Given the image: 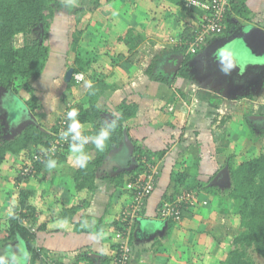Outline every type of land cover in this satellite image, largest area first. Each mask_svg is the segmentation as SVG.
Returning a JSON list of instances; mask_svg holds the SVG:
<instances>
[{
  "label": "crops",
  "instance_id": "0c3cea01",
  "mask_svg": "<svg viewBox=\"0 0 264 264\" xmlns=\"http://www.w3.org/2000/svg\"><path fill=\"white\" fill-rule=\"evenodd\" d=\"M143 4L147 6L148 13H150L148 6L150 4L151 7L154 5L158 8L157 10H165H159V16L156 18L151 17V13L149 17L146 12L143 13L148 19L142 23L144 27L142 33L145 38L138 48L153 64L152 75H157L161 81L149 78L145 74V69L141 70L125 61L118 62L116 59L118 54L127 56V48L123 45L116 47L107 45L101 48L98 51L100 55L95 57L88 70V76H93L94 71V77L97 73V76L109 86L97 101V106L103 113L101 119L105 123L110 122L112 117L119 116V106L122 102L137 105L136 115L124 123L125 133L128 134L132 146L134 142L145 152H150L151 158L159 159L160 172L155 188L146 200L144 213L134 223L130 242L131 257L128 264H194L187 260V251L193 249L202 252L198 249V243H194L195 235L202 229L212 226V219L223 216L224 209L231 208L229 200H223L226 199L223 196L226 186L222 180L224 177L227 179V173L225 172L226 176H224L216 163L213 165L204 161V155L200 154L206 149L205 153L212 157L210 150H213L211 146L218 142L219 129L223 128L225 131L229 127L234 128L235 124L232 123L234 120L239 122L242 120L245 129L248 125L253 133L252 127L256 126L259 118L264 117V98L261 101L258 97L259 92L264 90V68L260 66L243 68L251 63L261 65L264 59H248L250 63H247L246 54L239 50L240 44L237 42L249 29L264 33V0H246L250 13L248 19L233 17L229 29L224 26L222 32L209 39L198 54L186 60V63L184 59L188 52H181L177 47L176 38L180 33L181 25L190 21L193 24L198 23L201 14L185 6L174 7L167 0H145ZM111 14L113 13H109L107 20H110ZM132 19L137 20L129 15L118 18L112 24L108 22L111 26L106 35L107 44L111 42L110 45H113L112 43L127 29L135 28L137 23L132 22ZM136 22H139V19ZM100 26L98 21L92 20L88 22L86 28L92 30V33L99 30L103 32L97 29ZM52 38L53 40L50 37L48 40L51 53V55L49 53L51 56L50 61L48 60L49 65L47 63L48 66L46 65L42 76L34 82L35 95L42 104V113L43 107L46 108L44 104L48 106L49 112L58 106L57 88H60L59 84L55 85V83L60 81L67 83L64 75L67 69L73 68L68 66L73 64L74 54L66 50V36L56 34ZM83 39L81 47L87 52L92 53L98 49L99 37H96L95 43V38L86 31ZM50 41H54L53 44L50 45ZM60 55L62 59L58 62L60 58L57 59L55 56ZM228 58L235 59L239 69H234L231 63L226 66L220 65L227 63L223 60ZM171 61L174 63L171 67L173 70H166L167 66L171 65ZM183 65H186L188 70V79L176 77ZM163 71L169 73L168 76H162ZM84 79L82 83L78 82L77 92L72 89V93H69V103L74 104L82 99L89 88L86 86L87 82L93 83L91 78ZM222 79L225 81L224 85L220 84L219 80ZM160 103L166 108H162L161 105L158 107ZM252 118L254 123L251 121ZM46 119L50 121L51 115H47ZM152 119H164L165 122L163 125L158 124V127L156 121V124L148 127V122ZM82 125L84 127L82 131L91 129V123L88 121ZM243 126H239L238 130L244 129ZM6 128L7 135L13 132L12 126ZM237 133L246 136L245 131H237ZM192 143L195 144V149L190 147ZM70 148L64 153L63 162L56 163V166L51 168L53 172L51 171L50 180L42 182L32 180L26 183L30 190H34L32 185L36 188L34 195L39 200L36 208L43 212L47 220V230L37 233L40 247L51 255L53 260L62 264H89V262L112 264L116 254L114 222L121 211L132 203L129 177L124 176L118 180L117 178L119 174L135 166L133 150L131 151L124 143L114 149L97 173L96 191L85 194L75 191L72 165L75 159ZM94 148L93 141L87 149H84V154ZM162 150H166V154L160 159L156 153ZM185 155L192 157L190 164L182 162ZM173 172L186 175L183 185H175L176 182L171 178ZM222 174L223 178L220 179ZM114 179L117 181L115 182ZM204 184L215 186L219 191L218 198L214 194L205 192L202 188ZM190 187L194 188L188 191H197L200 203L197 207L188 210L186 216L169 230L167 222L157 217V207L164 200V195H174L177 191ZM80 201L86 203L80 213L87 218L90 225L94 227L97 224L96 220L102 219L105 223L104 228H98L94 233L80 234L75 230L74 224L59 219L63 208ZM202 201H206V205H202ZM78 219L79 217L73 222L77 223ZM220 226L227 232L231 229L228 224L221 223ZM238 231L239 229L237 233ZM200 260L204 264H218L220 259H215L209 253Z\"/></svg>",
  "mask_w": 264,
  "mask_h": 264
},
{
  "label": "trees",
  "instance_id": "16d2710c",
  "mask_svg": "<svg viewBox=\"0 0 264 264\" xmlns=\"http://www.w3.org/2000/svg\"><path fill=\"white\" fill-rule=\"evenodd\" d=\"M57 1L58 0H0V106L4 103V99L14 102L13 96H16L25 104L28 111L36 119L35 123H29L19 133L14 135V137L10 138L7 135L8 132H6L7 126L11 128V123H9L10 120L6 122L3 118L0 119V192L2 187L11 181L16 183L25 181L24 183H28L32 180L36 182L50 180L52 172L50 171L51 168L47 166L48 162L50 160H54L56 163L63 162V155L66 150L70 148L72 144L80 143V141H74L72 144L61 148V150L53 156L42 154L49 150L51 142L56 139L60 124L64 123L66 130H68L71 124V121L66 118V115H63L51 129H46L38 120L42 117V104L35 95L36 89L34 82L42 76L48 63L50 53L48 40L50 37L51 25L48 20V15H46L45 12L49 11V15H52V5L56 4ZM113 1L114 0H93L90 11L96 13L99 9L109 6ZM167 1L177 8L180 6L183 7L185 4V0ZM196 1L205 3L208 0ZM190 9L193 10V12L197 11L200 13L201 18L205 16L204 11L197 7L192 6ZM249 15L250 13L246 6V0H229L223 16L222 28L216 34L222 32L224 26L229 29L232 25L231 20L233 17L248 19ZM198 27L199 22L194 26L186 25L183 31L178 34L176 40H180L183 43L177 46L181 52H187L188 44L194 39ZM109 28L110 26L107 25L103 30L106 35ZM80 34L81 31L76 30L72 35L73 41L71 43V51L76 53H74L73 70L75 74L79 73L84 75V78H91L93 83H91L92 87L88 88L84 97L72 104L68 110L72 108L79 110L77 119H79L81 125L87 121L91 123L90 130L81 131L82 137H94L99 135L101 131H109L110 133V138L106 141L103 151H98L96 147L87 151L86 155L89 156V160L86 167H79L75 160L72 163L75 168L73 178L75 191L88 194L95 192L97 189L95 180L105 159L114 149L123 144L124 123L136 115L137 105L128 104L124 101L119 106V116L112 117V120L108 123H105L101 119L103 113L98 108L97 101L109 86L97 76V73L96 77H94V71L93 74L91 73L93 76H88V70L93 61L91 58H88V53L83 52L80 54L77 51ZM17 37H22L23 43L16 46L15 40ZM144 38L143 33H138L135 28H129L112 43L113 45L106 44L111 47H116L117 45L125 46L127 48V56H125V54H118L116 56L118 62L125 61L131 65H135L141 70L145 69V74L149 78L155 81H161V78L157 77V75H152L153 64L147 56L138 49L143 43ZM199 50L195 54L187 53L184 59L185 63L186 60L196 56ZM176 77L189 78L186 65L181 67ZM71 79L73 80V78ZM84 80L85 79H83V81ZM7 111L8 114H10L11 109H7ZM17 115L19 114L17 113ZM113 124L116 125L115 129L112 128ZM91 142H93V139L89 138L84 144V149H87ZM22 154L29 155V161L21 165V171L12 172L11 170L3 169L2 166L8 156L19 157ZM165 154L166 150L156 153L157 157L160 159H162ZM35 157L38 160H35ZM133 157L135 159V166H133L131 170L119 174L117 180L122 179L124 176H128V181L132 183L136 181L140 175L147 174L149 171L148 166L154 163L151 160L152 154L150 152H145L134 142ZM29 164L32 165L31 173L26 176L22 175L23 170ZM227 167L229 185L225 188L226 195L224 194L223 196L230 202L231 215L238 219L239 231L233 238V249L228 250L226 254L221 257L218 264H256L252 254H255L264 262V149H261L258 155L244 158L241 163L237 164H234V157L231 156L227 162ZM106 178L109 179L108 177ZM171 178L176 182V186H180L183 185L186 175L173 172ZM117 180L114 179L115 182ZM193 188L194 187L183 188L184 190L177 191L175 194ZM202 188L205 192L214 194L218 198L219 191L215 189V186L204 184ZM32 195L31 191L27 192L25 189H21L19 192L18 203L12 209V215L9 217L8 226L4 229L0 228V247H5L7 250L8 247L12 246L11 243H21L24 248V256L22 259H24L27 264H44L45 261H49L51 255H47V253L43 254V249L37 247L35 242L37 233L47 230V220L43 212L30 203V197ZM163 197L164 200L167 198L166 195ZM161 203L157 207V212ZM85 206L86 203L80 201L77 204L63 208L59 214V219L74 224L75 230L80 234L94 233L96 230L98 231V228H104L105 223L102 222V219L96 220V226L93 227L90 225L91 223H89L87 218L80 213ZM144 208L145 206H143L139 216L144 213ZM124 210L121 211L116 222H114L115 233L128 227L130 229V243L134 223L139 216L133 220L131 224L123 223L121 218L124 217L122 215ZM188 210L191 209H183L179 221L186 216ZM77 217H79L80 220L78 219V222L74 223L73 220ZM126 220L130 221L129 217H127ZM179 221H174L172 219L167 220L168 229H173L175 224L179 223ZM41 253L44 256L42 261L39 260ZM115 257L116 254L114 258ZM3 260L5 264H18L11 259L10 255L7 259ZM195 260H198L197 264H204L200 260V257H196Z\"/></svg>",
  "mask_w": 264,
  "mask_h": 264
},
{
  "label": "rangeland",
  "instance_id": "374dc122",
  "mask_svg": "<svg viewBox=\"0 0 264 264\" xmlns=\"http://www.w3.org/2000/svg\"><path fill=\"white\" fill-rule=\"evenodd\" d=\"M59 1V2H58ZM56 2V4L52 5L53 7V14L49 15V11L45 12L46 15H48V20L50 22L51 25V30H50V38L53 40V36L56 34H60V35H65L66 36V41H67V45H66V50L68 49V51H71V43L73 41V33L78 30L81 31V36L79 38V47L77 48L78 53H83L86 50L83 49L81 47L82 42L84 41L83 39V35L85 34V32L89 31V35L93 36L95 38L94 42L96 43V37H99V47L96 51H92V53H89L86 51V53H88V58H91V60L94 62L95 61V57L99 56V52L101 50V48H105V46H107V37L104 32H101L99 29H101L102 31L107 27V25L112 24L114 22L117 21V19L122 18V16H129L131 15L132 17L136 18L137 20L132 19V22L135 21V23H137L135 30L138 33H142V29H144L143 24L144 22L147 21L150 13L152 14L151 17H158V12L159 10H163V9H159L156 8L154 5L151 7L150 5L149 11L150 13H148V8L144 3L145 0H114L109 6H105L104 8L99 9V11L95 12H91L90 11V7L93 3V0H58ZM155 4V3H154ZM175 10V9H173ZM165 11V10H163ZM147 13L148 17H146L145 14L143 13ZM109 13H113L111 14V18L110 20H107V17L109 15ZM165 13V12H162ZM180 13V12H179ZM115 14V15H114ZM165 17V16H164ZM139 22H136L138 21ZM92 20H95L96 22L98 21L101 26L100 28H97L99 31L98 32H93L92 30H87L86 25L88 24V22L90 23ZM112 21V22H111ZM131 21V19H130ZM109 22V23H108ZM107 23V25H106ZM197 23L193 24L192 21L190 22H185L183 25H181V29H180V33L183 31L184 27L186 25H196ZM111 26V25H110ZM119 27V26H118ZM120 28V27H119ZM110 29V28H109ZM100 32V34H99ZM97 33V35H96ZM91 38V37H90ZM54 42V41H53ZM52 41H50V45L53 44ZM21 43H23V38L22 37H17L15 40V45H20ZM111 44V42H110ZM109 44V45H110ZM108 45V46H109ZM178 46V45H177ZM162 47V46H161ZM162 49V48H160ZM113 53H116V51H113ZM76 54V53H75ZM75 54L73 55V57L75 56ZM51 55V53H50ZM58 62H61L62 59V55L60 56H55ZM71 57V56H70ZM51 56H49V61H50ZM163 61V60H162ZM179 62V61H178ZM172 64H174L171 61V65L167 66L166 70H173L171 67L173 66ZM49 65V63H48ZM47 65V66H48ZM69 67H72L73 64H68ZM47 69V68H46ZM166 71H163L162 76H168ZM222 80L220 81L221 85H224V82ZM81 83V82H79ZM59 84V88H57V91L59 90V101H58V106H56V108H54L53 110H51L49 112V108L46 104H44V106H46V108L43 107L44 112L42 113V117L40 119H38L46 129H51L53 127L54 124L57 123V120L62 117L63 115L65 116L67 113V110L70 108L71 106V102L69 103V93L71 94L73 90H75V92L78 91L77 88V84L78 82L70 79L67 83L65 82H56L55 85ZM260 84V81H259ZM73 89V90H72ZM189 93V92H188ZM239 93V92H238ZM195 97V95H193ZM193 97V98H194ZM259 100H263L264 98V90H261L259 92ZM6 101V103H5ZM3 104L0 106V119H4L6 122L7 120L9 121V123H11L12 126V130L13 132H11L10 134H8V137H14V135L17 134L18 130L16 127L19 124V122L21 121V112H19L18 107H17V103L15 102H11L10 100H3ZM264 103V102H263ZM8 105V106H6ZM166 108V106L162 105L161 103L158 104V107ZM6 106V107H5ZM156 107V108H158ZM11 109L10 114H8L7 109ZM59 108V110H58ZM161 108V111H163V109ZM173 111V110H172ZM171 111V112H172ZM174 112V111H173ZM172 112V113H173ZM17 113L19 115H17ZM51 115V119L50 121L47 120V115ZM161 115L163 113H160ZM163 117V116H160ZM258 119V118H255ZM158 121V122H156ZM251 121H253V118L251 119ZM50 122V123H49ZM157 124H156V123ZM165 122L164 119H152L149 120L148 122V127L152 126V124H156V125H163V123ZM239 121L234 120L232 123L235 124L234 128H227L225 129V131H223L222 129H219L218 131V142L215 144H213L211 147L213 148V150L211 151L212 157H209L208 154H206V149L205 152L201 153L200 155L203 156L204 155V161L208 162V163H216L218 169L223 172L224 176L225 172L228 173V167L226 168L228 159L232 156L234 157V164L237 163H241V161L244 158H248V157H254L256 155H258L259 151L261 149H264V119L259 118V120L257 121V124H255L256 126H253V133L252 130H250V127L247 125V128L245 129V127L243 126L242 120ZM126 123V122H125ZM231 123V124H232ZM254 123V121H253ZM256 123V122H255ZM230 124V126H231ZM158 125V127H159ZM239 126H243V128H241L240 130H238ZM83 125L81 128V131L83 129ZM20 131V130H19ZM237 131H245L244 135H241L240 133L238 134ZM222 132V133H221ZM236 132V133H235ZM235 133V135H237L235 137H233V134ZM249 134V137H247V135ZM212 135V134H210ZM209 135V137H210ZM193 141V139H192ZM219 144V147H217V145ZM192 149H195V144H191L190 146ZM215 148H218L217 150ZM195 154H198V152ZM185 159L182 158V162H184V164H190L192 157L190 155H185L184 157ZM219 160V162H218ZM29 161V155L27 154H22L19 157H9L7 158V160L5 161V163L3 164V169L4 170H11L12 172H19L21 165L26 164ZM152 161H154L153 165L155 167H157V169L159 168L158 166V162L159 159H157L156 157L152 158ZM189 162V163H188ZM183 164V163H182ZM215 165V164H213ZM15 167V168H14ZM72 167V166H71ZM75 168H73V171ZM226 170V171H225ZM50 171L53 172V169H50ZM223 174L221 176L220 179L223 178ZM72 175V173H71ZM25 181H20L19 183L16 182H8L5 186L2 187V191L0 192V228L4 229L8 226V221H9V217L12 215V209L13 207H15L18 203V196H19V192L21 191V189H25L27 192L29 191H33V195L30 197V203L35 207L37 206V204H39V200L36 197L35 191L36 188L34 187V185H32V188L34 190H30L28 187V185H26V183H24ZM223 184L227 187L229 185V180H228V175H227V179L222 180ZM221 182V183H222ZM225 187H223L224 189ZM37 191L39 192V189H37ZM226 193V191L224 192ZM226 195V194H225ZM223 200H226L223 198ZM229 202V201H228ZM229 205H226V207H228ZM224 208V207H223ZM223 208H221L223 210ZM230 210H225L224 209V215L219 217L217 216L216 219H212V226L207 228L202 229L198 234L195 235V240L194 243H198V249H201L202 252L200 253V251L198 250H193V249H189V251H187V260H189V263H197L195 261V258L198 257L199 255L203 258V256L205 254H212L215 259L219 260L221 259V257H223L226 252L230 249H233L232 246V241L233 238L236 236L237 234V230H238V219L234 216L231 215V212H229ZM230 213V214H229ZM232 216V217H231ZM222 220V221H221ZM223 224L226 225L228 224L230 226L231 229H229V232L225 231L224 228H222L221 226L219 227V224ZM38 235V234H37ZM36 235V246L40 247V241H39V237ZM218 237V239L216 238ZM207 239V240H206ZM16 243V242H15ZM11 243L12 246L8 247L7 250L5 247H0V258L3 259H7L8 256H11V259L14 260L15 262H17L18 264H27V262L22 259V257L24 256V248L22 246L21 243ZM43 254H46L43 252ZM48 255V254H47ZM256 264H264V262L255 254H252ZM200 257V258H201ZM205 258V257H204ZM10 260V259H9Z\"/></svg>",
  "mask_w": 264,
  "mask_h": 264
},
{
  "label": "built area",
  "instance_id": "2783aa9c",
  "mask_svg": "<svg viewBox=\"0 0 264 264\" xmlns=\"http://www.w3.org/2000/svg\"><path fill=\"white\" fill-rule=\"evenodd\" d=\"M229 0H208L207 2H199L196 0H185L184 6L191 8L192 6L197 7L204 11L205 16L199 20V27L194 36V39L188 44V53L195 54L209 39L213 37L222 28L223 16L228 6ZM178 46L183 43L180 40H176ZM72 78L76 82H82L84 75L73 73ZM63 132H68L65 128V124L61 123L56 139L51 142V146L46 153L43 155H56L61 148L72 144L73 133H68L67 136L62 135ZM35 160H38L35 157ZM152 160V159H151ZM154 162V161H153ZM149 171L147 174L140 175L136 181L129 184V190L132 196V203L123 211L121 218L123 223L131 224L141 212L143 206H145L147 198L153 192L157 177L159 176V168L150 164ZM32 171V165L29 164L22 172V175H29ZM199 197L197 191H183L179 194L167 199L161 203V206L157 212V217L163 221L174 220L179 221L183 209L195 208L199 205ZM206 201H202V205H206ZM129 217L130 221L126 218ZM130 229L128 227L114 234L116 243V257L114 258L113 264H128L131 257L130 247ZM43 255L39 256V260H43ZM39 261V262H40ZM44 264H59V262L53 260L51 257L49 261H45Z\"/></svg>",
  "mask_w": 264,
  "mask_h": 264
},
{
  "label": "water",
  "instance_id": "95a60500",
  "mask_svg": "<svg viewBox=\"0 0 264 264\" xmlns=\"http://www.w3.org/2000/svg\"><path fill=\"white\" fill-rule=\"evenodd\" d=\"M237 42H239L240 46L239 50H241V52H244V55L246 57V62L250 63L248 61V59H264V33L256 30V29H249L248 31H245L241 37H239V40H237ZM239 55V52H238ZM238 60V57H237ZM241 61V60H240ZM223 62H227V63H231L234 66V69H239V67H237L236 64V60L235 59H231L228 58L226 60H223ZM242 64V63H241ZM261 67L264 68V62L261 65L258 64H246L243 68L247 69V68H257V67ZM74 73L73 68H69L67 69L65 75H64V79L65 81H69L72 78V75ZM13 101L17 103V107L19 112H21L20 114L21 116V121L19 122V124L17 125V129H19L20 131L29 123H35L36 119L35 117L28 111V109L26 108L25 104L16 96H13ZM18 130L17 133H19L20 131ZM123 143L132 151L133 150V146L131 145L125 130L123 132ZM130 151V153H131Z\"/></svg>",
  "mask_w": 264,
  "mask_h": 264
},
{
  "label": "clouds",
  "instance_id": "9594fccd",
  "mask_svg": "<svg viewBox=\"0 0 264 264\" xmlns=\"http://www.w3.org/2000/svg\"><path fill=\"white\" fill-rule=\"evenodd\" d=\"M87 87H92L91 82H87L86 84ZM79 115V110L76 108H72L67 111L66 113V118L71 121V124L68 128V132H63L62 135L67 136L68 133H73L74 135L72 136V139L74 141H80L79 144H72L70 148V152L73 155L75 162L79 167L84 168L87 166L89 156L84 154V144L87 142L89 138L93 139L95 147L98 151H103L105 148L106 141L109 140L110 138V133L109 131H101L99 135H96L94 137H82L81 135V128L82 125L77 119ZM116 125L113 124L112 128L115 129ZM49 168L55 167L56 166V161L50 160L47 165ZM0 264H5V261L0 258Z\"/></svg>",
  "mask_w": 264,
  "mask_h": 264
},
{
  "label": "flooded vegetation",
  "instance_id": "af4514ba",
  "mask_svg": "<svg viewBox=\"0 0 264 264\" xmlns=\"http://www.w3.org/2000/svg\"><path fill=\"white\" fill-rule=\"evenodd\" d=\"M221 66H226V65H230L229 63H221ZM261 68V67H260ZM263 69V68H262ZM237 76V75H236ZM238 78H240V76H237ZM264 117H261V119H263Z\"/></svg>",
  "mask_w": 264,
  "mask_h": 264
},
{
  "label": "bare ground",
  "instance_id": "6f19581e",
  "mask_svg": "<svg viewBox=\"0 0 264 264\" xmlns=\"http://www.w3.org/2000/svg\"><path fill=\"white\" fill-rule=\"evenodd\" d=\"M159 172H160V171H159ZM177 194H179V193H177ZM177 194L167 196V198H166L165 200L170 199L171 197H174V196L177 195ZM165 200H164V201H165ZM162 202H163V201H162Z\"/></svg>",
  "mask_w": 264,
  "mask_h": 264
}]
</instances>
